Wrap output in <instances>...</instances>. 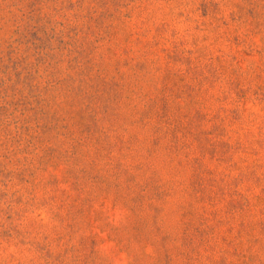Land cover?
Listing matches in <instances>:
<instances>
[{"label": "rangeland", "instance_id": "374dc122", "mask_svg": "<svg viewBox=\"0 0 264 264\" xmlns=\"http://www.w3.org/2000/svg\"><path fill=\"white\" fill-rule=\"evenodd\" d=\"M0 264H264V0H0Z\"/></svg>", "mask_w": 264, "mask_h": 264}]
</instances>
